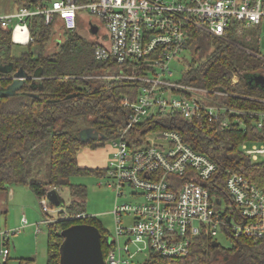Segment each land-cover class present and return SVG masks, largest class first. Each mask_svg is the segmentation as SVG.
I'll return each mask as SVG.
<instances>
[{
	"label": "built area",
	"instance_id": "2783aa9c",
	"mask_svg": "<svg viewBox=\"0 0 264 264\" xmlns=\"http://www.w3.org/2000/svg\"><path fill=\"white\" fill-rule=\"evenodd\" d=\"M36 15H42L47 24L62 25L66 32L76 29L79 20L90 31L96 24L97 32L91 31L97 39L94 58L107 63L108 71L94 76L138 82L134 95L123 96L126 123L111 139V155L104 166L105 183L116 189L117 196L125 194L124 187H131L136 197L114 205L115 235L107 234L110 242L104 238L106 264H132L142 251H146V262L152 253L182 256L190 253L200 235L264 237V186L228 167L221 172L216 160L194 150L177 129L151 128L172 124L176 116L202 127L215 122L228 126L233 114L245 112L219 100L229 95L225 89L175 78L172 63L188 51L192 28L216 36L225 35L233 25L258 32L264 23V0H52L0 11V24L11 30L15 44L26 45L33 39L29 20ZM115 64L120 71L112 70ZM238 79L235 75L233 82ZM251 114L258 115L257 124L262 126L264 111ZM146 126L150 129L143 134ZM241 149L253 161L264 156L261 141L244 142ZM220 186L226 187L227 196L212 193ZM45 200L42 209L48 212ZM124 215L130 216L128 223ZM22 222H28L25 216ZM17 229H0V264L8 259L7 240Z\"/></svg>",
	"mask_w": 264,
	"mask_h": 264
},
{
	"label": "trees",
	"instance_id": "16d2710c",
	"mask_svg": "<svg viewBox=\"0 0 264 264\" xmlns=\"http://www.w3.org/2000/svg\"><path fill=\"white\" fill-rule=\"evenodd\" d=\"M49 1L52 0H16V4ZM29 22L33 39L17 56L12 54L15 43L11 30L0 24V64L5 67L0 70V193L7 192L10 185H27L39 199H46L52 188L59 192L68 189L70 197L57 217L44 211L52 218L46 223L47 264H61V230L75 223H90L100 229L106 255L104 238L109 232L97 216L85 214L87 186L73 182L72 177L103 175L104 167L80 165L78 153L85 146L97 148L116 136L126 123L123 96L134 95L138 82L94 76L107 72L108 67L94 58L97 39L84 20H79L78 27L69 32L60 24L45 23L42 15ZM57 27L65 33L64 40L57 41L58 49L51 50L48 44ZM83 27L90 36L81 31ZM190 33L187 48L192 56L190 60L185 58L182 80L208 89L227 90L229 95L219 100L245 112L233 114L228 126L215 122L202 127L195 120L176 116L172 124L151 128L177 129L194 150L216 160L221 172L228 167L263 187L264 160L253 161L241 149L247 141L264 142V123L259 126L258 115L251 114L264 111V86L248 80L251 74H264V56L256 53L257 47L251 44L258 32L253 27L239 29L233 25L223 36L199 28H192ZM20 67L29 77L18 90L1 93ZM120 68L118 64L112 66L116 72ZM235 75L239 77L237 82H233ZM81 120L103 136L83 140ZM148 129L146 126L142 133ZM212 193L227 196L228 191L220 186L213 188ZM49 206L50 210L55 207L51 202ZM229 240L230 245L224 246L212 236L200 235L194 239L190 253L178 257L152 253L147 264H264V237L232 236ZM20 264L33 263L32 259L22 258Z\"/></svg>",
	"mask_w": 264,
	"mask_h": 264
},
{
	"label": "rangeland",
	"instance_id": "374dc122",
	"mask_svg": "<svg viewBox=\"0 0 264 264\" xmlns=\"http://www.w3.org/2000/svg\"><path fill=\"white\" fill-rule=\"evenodd\" d=\"M14 5H16V0H0L1 10L9 9L10 7L12 8ZM81 29H83L81 31L85 30L86 33V28L83 27ZM64 34L65 33L62 29L57 27L48 44V49H58V43L61 40H64ZM86 34L89 35V33ZM251 44H253L254 47H257L258 51L256 53L264 56V23L258 31L257 37H253ZM26 49V45L14 44L12 47V54L15 56L20 55ZM183 56V59L175 60L172 63L175 78L182 77L183 71L186 68L185 58L190 60L192 55L189 51H186ZM79 127L82 128V130H85L89 127V125L84 120H81ZM254 142L255 141H247V144L251 145ZM111 150V139L106 140L105 144L99 146L96 150H93L90 146H85L80 150V155L82 154V157L80 156L81 162H86L87 160L92 161V159L93 162L96 160L100 161V159L103 158L105 159L104 163L107 164L109 156L111 155ZM260 160H264L263 155H260L259 161ZM101 179L104 181L103 184H100ZM72 181L76 183H83L87 186L85 214L97 216L103 222L108 232L115 235L116 222L114 213L112 212L114 205L116 202L121 204L135 201L136 197L132 195L133 193H131L134 189L131 187H124L125 194L117 196L116 189L105 183L103 175H97L94 173L74 175L72 177ZM12 186L13 187L9 188L8 193H3L5 197L2 199L0 198V229H15L20 226V219L24 212L29 224L26 228H21L15 231V233L9 234V236H11V242L9 244L10 255L7 264H20L21 258L25 257H33V264H47L48 228L44 222H41L45 217L41 203L46 200L39 199L27 185L14 184ZM60 194L67 202L70 197L68 189L62 190ZM5 203L8 206L7 212H4L3 209V205ZM224 204H226V201L223 205ZM57 209V207H54L51 208L50 211L54 215L56 214L55 217L58 216ZM123 221L124 223H128L130 221V216L124 215ZM5 222L7 223V226L4 225ZM38 222L41 223L37 224ZM37 228H39V230ZM216 238L218 242L224 246H229L231 243L229 238H227V236L222 232H219ZM124 241L125 238L121 237V242L124 243ZM131 247L132 249H137L138 245H132ZM146 260V251H142L133 257L132 264H147ZM0 261H2L1 256Z\"/></svg>",
	"mask_w": 264,
	"mask_h": 264
},
{
	"label": "water",
	"instance_id": "95a60500",
	"mask_svg": "<svg viewBox=\"0 0 264 264\" xmlns=\"http://www.w3.org/2000/svg\"><path fill=\"white\" fill-rule=\"evenodd\" d=\"M98 26L91 25V31L96 33ZM0 70H5V67L0 64ZM29 77L27 72L20 67L14 74L12 83L1 93H12L18 90L25 80ZM250 83H259L264 86V74L255 73L248 76ZM103 136L94 127H88L81 131V138L88 140L89 138H98ZM46 198L55 207H64L65 199L61 196L56 188L47 191ZM219 200V199H218ZM64 240L60 245V263L61 264H106L103 248L102 234L100 229L90 223H75L61 230ZM105 239L110 242V236L105 235ZM218 242L216 241L215 244Z\"/></svg>",
	"mask_w": 264,
	"mask_h": 264
},
{
	"label": "crops",
	"instance_id": "0c3cea01",
	"mask_svg": "<svg viewBox=\"0 0 264 264\" xmlns=\"http://www.w3.org/2000/svg\"><path fill=\"white\" fill-rule=\"evenodd\" d=\"M17 4L16 5H14L12 8L10 7L9 9H5V10H1V8H0V11L2 12V13H8V12H10V11H12V10H14V9H16L17 8ZM98 148V147H97ZM97 148H93V150H96ZM80 152L81 151H79V153H78V161H79V164L80 165H82V166H88V167H99V168H102V167H104L106 164L104 163V161H105V159H103V158H101L100 159V161H98V160H96V161H94L93 162V159H92V161L91 160H84V161H86V162H81V159H80V156L82 157V154L80 155ZM92 152H94V151H92ZM94 155V154H93ZM11 187H13L12 185H10V187L9 188H11ZM9 188H8V190H9ZM8 190H7V193H8ZM3 197H5L4 196V194L3 193H0V198L2 199ZM4 212H7V210H8V206H7V204L5 203L4 205ZM61 208V207H60ZM60 208H58L57 209V211L60 209ZM51 211V210H50ZM49 211V212H50ZM45 213V212H44ZM51 213V212H50ZM52 215H54L53 213H51ZM23 216H25L26 217V214H25V212L23 213ZM23 216L21 217V219H20V223H21V225L20 226H18L17 228V230H19V229H21V228H26L27 227V225L29 224V222H27L25 225L24 224H22L23 222H22V218H23ZM54 216H56V214L54 215ZM49 216L48 215H46L45 214V217H44V219L41 221V222H44L45 224L48 222V221H45V219L46 218H48ZM27 218V217H26ZM28 221V220H27ZM40 222V223H41ZM39 222L37 223V224H40ZM5 226H7V223L5 222V224H4ZM38 230H39V228H37ZM16 230V231H17ZM15 233V232H14ZM10 237L11 236H9L8 237V240H7V246L9 247V244H10V242H11V240H10ZM9 255H10V253H9ZM8 258H9V256H8ZM25 258H27V259H32V261H33V257H25ZM22 259V258H21ZM7 262H8V259H7ZM33 263V262H32Z\"/></svg>",
	"mask_w": 264,
	"mask_h": 264
}]
</instances>
